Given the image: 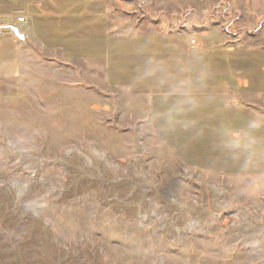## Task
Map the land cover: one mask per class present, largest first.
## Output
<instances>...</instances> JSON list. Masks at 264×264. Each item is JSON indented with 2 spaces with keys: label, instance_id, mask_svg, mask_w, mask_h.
<instances>
[{
  "label": "rangeland",
  "instance_id": "1",
  "mask_svg": "<svg viewBox=\"0 0 264 264\" xmlns=\"http://www.w3.org/2000/svg\"><path fill=\"white\" fill-rule=\"evenodd\" d=\"M131 3L110 5L124 33L163 35L145 43L164 50L171 35L201 42L190 50L193 93L165 87L164 111L136 109L142 98L129 105L101 78L67 77L57 56L44 62L51 72L35 65L29 92L0 99V264H264V9ZM89 8L58 5L57 33L70 35L62 25ZM118 39L124 52L139 43L99 37L100 56ZM225 55L227 71L214 70ZM228 79L241 86H227V99L259 130L219 102Z\"/></svg>",
  "mask_w": 264,
  "mask_h": 264
},
{
  "label": "crops",
  "instance_id": "2",
  "mask_svg": "<svg viewBox=\"0 0 264 264\" xmlns=\"http://www.w3.org/2000/svg\"><path fill=\"white\" fill-rule=\"evenodd\" d=\"M72 1L0 0V99L19 98L26 91L29 92L31 80H29V83H25L26 75L30 74L29 71L34 70L35 65L41 70L51 72V66L45 65L44 62H54V56L58 57L56 63L69 67L66 72H61L67 77L79 75V78H81L82 75H86L87 78H95L96 82L98 79H103L106 90L108 91L109 88L114 87L119 88L114 89L119 94V98L125 100L129 105L130 100L142 98L139 101L145 102V104L134 106L136 109H161L160 111H164L161 102L166 100L164 92H167L169 88H171L170 92L173 93H186L182 94L185 97L193 93L191 85L194 84L195 79L190 76V66L195 67L193 66L195 65L193 60L196 54L192 55L193 53L190 50L200 52L201 45L196 49H191L187 46L188 40L184 35H171L166 37L170 49L164 50L162 47L157 46V41L152 44L145 43L147 40H155L163 35H146L142 32L140 34L124 33V25L119 28L116 27L115 9L113 6L110 7L111 4H115L116 0H80L87 7H90L86 10L88 13L82 12L75 15L72 17L70 24H67V26L62 25L63 31L72 33L60 36L56 30L61 28L59 25L61 20L55 13V9L58 5H67ZM249 2L251 6L255 7L256 11L264 9L263 0H245V4L248 5ZM129 3V5L132 4ZM77 16H80V19H77ZM17 17H23L24 22H17ZM10 26L17 27L20 33L24 35V39L20 40L15 37L9 29ZM110 34H123L131 40L125 42L138 40L139 43L130 46L129 51L124 52L126 43L123 44L121 42L123 39H118V41L112 43L113 53L109 52L108 55L100 56V44L96 39ZM175 38L182 39L183 42L181 43ZM121 47H123L122 52L118 53V48ZM85 50L87 53H85ZM229 52L232 51L223 50L225 54ZM202 53H197V55L202 56ZM180 54L184 57H180ZM35 55L43 62L37 60ZM204 58L210 59L207 56ZM217 58L221 60L220 56H215V59ZM224 59L225 62L222 64L217 61L214 65L211 64L213 69L227 71L228 56L225 55ZM181 60L182 62H179ZM63 61H67V64ZM201 80L204 85H209L211 81L205 79H199L198 81ZM228 80L224 81V93L221 91L218 93V95H221L219 102L226 112H241L248 128L253 126V129L259 130L261 125L257 118L250 113L245 116L243 109H240L237 103H232L227 99L231 90L227 86H230L231 83L234 88L241 86L239 80L237 84L233 79ZM179 85L182 88H179ZM165 87L169 88L165 90ZM233 87L231 88L233 89ZM127 96L129 97L128 100ZM185 97L184 103L181 105L186 104ZM208 106H204V108ZM150 107H153V109H150ZM144 115L147 116V114ZM218 116H222L221 111ZM178 120H180V117ZM180 127H183V125H180ZM233 133L234 135L238 134L237 131H233Z\"/></svg>",
  "mask_w": 264,
  "mask_h": 264
},
{
  "label": "built area",
  "instance_id": "3",
  "mask_svg": "<svg viewBox=\"0 0 264 264\" xmlns=\"http://www.w3.org/2000/svg\"><path fill=\"white\" fill-rule=\"evenodd\" d=\"M17 22H24V18L23 17H17L16 18ZM200 42L196 39H191L189 38L188 40V47L191 49H196L198 47H200Z\"/></svg>",
  "mask_w": 264,
  "mask_h": 264
},
{
  "label": "water",
  "instance_id": "4",
  "mask_svg": "<svg viewBox=\"0 0 264 264\" xmlns=\"http://www.w3.org/2000/svg\"><path fill=\"white\" fill-rule=\"evenodd\" d=\"M10 31L13 33V35L15 37H17L18 39L20 40H23L24 39V35L22 33H20V31L18 30L17 27H14V26H10L9 27Z\"/></svg>",
  "mask_w": 264,
  "mask_h": 264
},
{
  "label": "trees",
  "instance_id": "5",
  "mask_svg": "<svg viewBox=\"0 0 264 264\" xmlns=\"http://www.w3.org/2000/svg\"><path fill=\"white\" fill-rule=\"evenodd\" d=\"M122 1H125V2H132V0H122ZM7 29H8V27H7ZM236 35H237V33H236ZM249 35H253V32H250Z\"/></svg>",
  "mask_w": 264,
  "mask_h": 264
}]
</instances>
